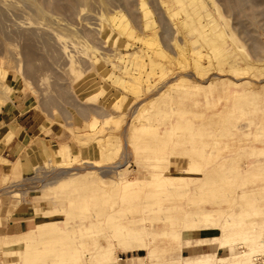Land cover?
<instances>
[{
	"label": "rangeland",
	"instance_id": "obj_1",
	"mask_svg": "<svg viewBox=\"0 0 264 264\" xmlns=\"http://www.w3.org/2000/svg\"><path fill=\"white\" fill-rule=\"evenodd\" d=\"M201 28L219 38L198 67L190 38ZM167 171L187 184L157 187ZM84 172L99 181L53 188ZM118 179L135 184L123 191ZM243 185L248 203L233 200ZM186 212L264 223V0H0V239L54 222L63 235L43 236L23 264H100L88 252L105 241L112 264H176L181 248L218 233L178 232ZM122 225L147 232L151 258L121 254L112 231ZM17 242L0 248V264Z\"/></svg>",
	"mask_w": 264,
	"mask_h": 264
},
{
	"label": "bare ground",
	"instance_id": "obj_2",
	"mask_svg": "<svg viewBox=\"0 0 264 264\" xmlns=\"http://www.w3.org/2000/svg\"><path fill=\"white\" fill-rule=\"evenodd\" d=\"M180 10L188 16L190 12L186 10L183 4H179ZM123 27L121 26V30ZM197 35L194 38H190L193 35L189 34V38L192 39L193 43H191L193 55L195 56V65L200 66V61L203 58V54L201 53V49H208L210 52H213V55L216 53L218 48V40L215 39L218 36H211L207 32H205L202 28L201 30H196ZM219 38V37H218ZM207 52V55L209 53ZM219 60H224L225 57H220ZM155 74L152 72V76ZM160 75L163 76L164 72L160 70ZM160 77V76H159ZM212 85V84H211ZM234 94H239L238 92H234ZM234 99L239 98L238 96H234ZM164 134L169 136L171 134L170 130H165ZM113 146V144H111ZM261 149L254 148L251 152V156H256L254 154L255 151H260ZM46 152L43 153L45 155ZM60 158H67V154L63 149H60L59 153ZM68 159V158H67ZM260 167L259 162H254L252 165H245L242 168L240 176L243 179L251 177L256 169ZM190 167L191 174L193 173H201L202 168L192 169ZM166 176L162 177L160 180V184L157 186L159 188H167V189H177L179 187L187 184L184 176H172L171 174L166 172ZM99 181L97 175L93 172H84L82 174H73L71 178H69L66 182L57 183L53 186V188H61V189H85L90 185H94L95 182ZM138 181V180H137ZM135 183L123 182V179H118L117 185L123 186V191L128 190ZM253 187H245V185L240 188V191L235 194L233 200L248 203L250 200L249 197L253 194ZM193 212V211H192ZM196 213H201L199 210H195ZM248 217L245 212H241L237 214H227L224 217L223 222H218L215 220L212 214L210 213H202L200 215V219L196 216H193L190 212H186L185 216H183V220L185 221L184 227L180 233H189L186 235L194 236L197 233H202L205 231V228L211 227L214 229L213 231H217L218 233H214V235L210 237H203L202 239H198L193 246H185L183 249L190 248H201L203 250L204 247H215L218 246L219 251H226L229 256L226 258H216L212 254L204 251L203 254L198 257L187 259L182 262V264H256V257L264 256V223L260 222H248L245 220ZM188 220V221H187ZM201 220V221H200ZM197 222H202L204 225L202 227L197 226ZM199 225V224H198ZM38 231H31L29 236L22 235L19 236L15 240H7L2 241L0 239V248L2 247H11L17 245L16 243L18 239L22 241V249L16 252V257L7 262L5 264H23L26 263L29 257L37 250L38 246L43 242L42 237L45 235H53L55 237H59L63 235V228L58 227L54 222H46L40 223ZM92 226V225H90ZM50 229H45L49 228ZM92 228V227H91ZM174 232L173 234L178 237L180 233ZM113 238L118 243V247L121 251V254H127L134 251H147L146 245H143V239L146 237L147 232L144 231L142 227L140 228H128L124 225L117 226L113 229ZM245 245L246 250L243 252H238V246ZM147 258H151V251H147ZM89 260L97 261L100 264H112L115 260L112 258V245L108 242H104L103 244L99 243L91 252L89 251ZM180 251L177 257L171 258L172 263L180 262ZM146 258L142 260L145 261ZM78 262V261H77Z\"/></svg>",
	"mask_w": 264,
	"mask_h": 264
},
{
	"label": "crops",
	"instance_id": "obj_3",
	"mask_svg": "<svg viewBox=\"0 0 264 264\" xmlns=\"http://www.w3.org/2000/svg\"><path fill=\"white\" fill-rule=\"evenodd\" d=\"M40 141H43L44 142V146H45L46 143H48V141L43 140V139H40ZM39 145H38V148H39ZM46 147L47 146H45V148H44L45 149L44 152H48L47 151L48 149ZM66 147H69L70 148V146L68 145V143H64L63 145H60L59 150H58V153H59L60 149H63L66 154H70V152L68 151V149ZM70 150H71V148H70ZM37 152H38V150H34L33 151V154L35 155ZM203 253H204L203 250L201 248H197V247L196 248H190V249H183L182 250V253H181L182 254L181 255V259H183V256L184 255H186V257L188 259H192V258L198 257L199 255H201ZM125 257H127V256H125ZM133 260H138V259L137 258L127 259V258L121 257V258H118L117 262H120V263L122 262L124 264L125 262H129V261H133Z\"/></svg>",
	"mask_w": 264,
	"mask_h": 264
}]
</instances>
